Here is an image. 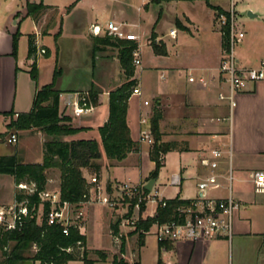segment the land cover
<instances>
[{"label": "crops", "instance_id": "crops-1", "mask_svg": "<svg viewBox=\"0 0 264 264\" xmlns=\"http://www.w3.org/2000/svg\"><path fill=\"white\" fill-rule=\"evenodd\" d=\"M147 1L131 3L132 6L129 2L117 1L108 8L102 7L99 11L106 19L105 22L86 20L85 24H82L81 35L92 44V67L98 68L97 79H92L90 86L84 88L77 85L68 86L67 90L54 87L61 91L60 110L65 93L69 97V94L73 95L79 91H93L96 103H92L89 112L74 116L68 106L72 124L82 129L72 135L63 136L62 139L99 141L98 128L108 118L109 93L126 80L118 58L119 48L113 44L116 38L106 34V22L115 21L121 24L124 30L138 35L135 41L138 44L140 64L134 66L133 79L139 86L141 94L130 95L126 112L130 137L136 142L137 148L122 160H115L108 159L100 145L99 159L103 163L100 164L101 171L97 179L103 191L112 200L120 203L119 208L114 207L118 213L114 222L120 218L119 231L125 234L123 250L120 251V245L114 243L111 235L110 222L113 215L101 214L97 209L93 212L88 206L83 208L88 225L80 227V232L86 237V248L90 252L94 250L105 252V259L91 253L96 259L95 264H112L113 256L123 257L129 264L135 261L140 264H157L158 260L160 264H264V192H255L250 178L253 172L264 171V78L249 84L245 90L237 93L236 105L230 109L227 101L218 98V93L225 90L226 86L222 83L218 71L223 47L215 10L204 0L185 1L191 7L187 13L176 15L165 30H159L156 24H149L147 37L142 40V17L139 13L142 9L150 11ZM173 1L181 0H171ZM28 2H41L46 8L34 18L27 15ZM234 2L236 11L238 3H244L249 8L248 11L257 14L252 18L247 16V20L242 22L239 17L237 19L239 28L245 33L244 39L236 47L238 63L244 68L264 67V0ZM165 3L166 1L159 4L160 8H163ZM209 3L225 11L230 5L229 0H209ZM76 11L77 5H73L68 8V15ZM58 15L57 6L50 0H19L16 8L2 18L0 157L15 155L22 163L42 162L44 142L47 139L41 138L40 132H31L29 129L15 130L11 125L19 113L29 112L32 108V104L15 108L13 94L17 81H14V78L23 77L25 73L30 74L34 60L36 74L40 60L50 57L51 49L45 40L53 34ZM25 21L31 22V29L24 32L26 56L21 59L19 55L17 57L12 54V40L13 35L24 26ZM92 25L101 27L98 35L91 33ZM173 29L175 36L169 34ZM29 35L34 37L36 46L44 48L46 52L43 55L37 54L34 60L28 56ZM103 38H109V42L112 43L105 44ZM152 40L164 44L166 53L155 54L151 46ZM109 49L114 51H108ZM109 52L115 55L111 57ZM96 60H100L101 63L95 67ZM37 90L38 88L34 90L32 100ZM144 101L148 103L145 104ZM154 111L160 115V142L169 144L171 149L163 154L162 166L157 175L152 177L151 172L155 163L149 157L151 145L140 140V132L150 125ZM141 119H146L147 124H142ZM11 133H17L16 146L2 149L1 147H6V143H9L6 139ZM213 149L222 152L216 170L220 173L218 177L220 186L209 190L208 194L216 198H224L231 194L239 202V208L233 215L230 240L218 237L209 240L158 243L152 233L143 234L139 240L138 234L132 233V229L121 226L123 218L129 214L128 204L119 196L122 183L130 182L145 186L149 180L154 179L150 191H157L161 197L194 200L199 196L197 182L211 173L206 161L214 158L211 153ZM28 155L36 158L29 161ZM229 167L232 174L230 189L226 177ZM82 171L87 181L95 177L87 168ZM172 175L179 177L178 184L170 183ZM3 182L11 185V198L9 201H0V207L11 205L16 193V182L12 175L0 173V184ZM47 185L48 181L45 187ZM81 206L80 204L77 208ZM155 212L153 205H150L143 211V217L147 218ZM98 219H104L106 223L109 243L91 246L89 234ZM73 261L82 264L80 260Z\"/></svg>", "mask_w": 264, "mask_h": 264}, {"label": "trees", "instance_id": "trees-1", "mask_svg": "<svg viewBox=\"0 0 264 264\" xmlns=\"http://www.w3.org/2000/svg\"><path fill=\"white\" fill-rule=\"evenodd\" d=\"M157 4L171 0H152ZM192 1V0H184ZM205 3L215 10L216 17L219 13L228 16L225 10L218 6H213L209 0ZM46 6L39 3H27V15L36 18ZM222 47H227L228 27H221ZM17 35H13L12 54L16 55ZM154 39V36L152 35ZM109 38H103L104 43L109 42ZM119 48L118 58L120 66L125 76V82L109 93L108 118L105 123L99 126L100 140L76 139L64 140L61 137L72 135L82 129L72 124L71 114H61L60 94L61 91L53 86V82L42 86L37 90L32 108L29 112L19 113L16 120L12 121V126L16 129H29L31 127H41L44 132L51 136L44 142V154L41 163H22L15 155H5L0 157V173L10 174L14 177L16 184L20 182L34 183L35 193L25 195L16 191L15 199H28L27 207L30 213L24 219L20 228L7 230L0 227V250L2 258L0 264H67L69 261L80 260L82 264H95L96 259L92 257L94 253L98 258L105 259V252L94 250L90 252L86 248V237L79 228L71 225L68 233L62 232V227L57 224H48L46 212L48 205L43 203L40 221L37 220V210L41 203L38 193L45 189L47 182V169L57 167L60 171L59 191L62 200L78 207L88 198L90 184L83 175V169L87 168L95 178L99 179L100 163L97 160L101 156L100 145L108 159L122 160L126 155L136 150L137 144L130 137L129 128L126 122V112L128 99L132 88L136 85L134 75V65L132 62V51L138 47L136 41L116 39L113 42ZM151 46L155 54H165L166 49L161 42L151 41ZM36 43L32 35L28 36V56L35 59ZM46 53V52H45ZM35 61V60H34ZM32 63L30 73L35 75V65ZM57 72H55V75ZM54 75V76H55ZM55 80V77L53 78ZM90 101L96 103V95L89 91ZM88 103V101H87ZM90 104V103H88ZM159 113L154 111L150 120V129L153 136V143L149 150V157L154 161L155 166L151 176L155 177L162 166V156L171 149L167 143L160 142ZM145 192H148L144 188ZM128 215L133 211L135 198L127 199ZM192 200H184L179 197L167 199L164 206H157L153 216L137 221L132 233H137L139 240L143 233L140 229L147 230L154 222L167 223L171 221H182L177 207L188 205ZM143 209V207L141 208ZM120 218L111 223V235L119 231ZM124 236L120 240V251L123 250ZM34 248L32 251L31 248ZM112 264H129L123 257L113 256ZM132 264H140L138 261ZM157 264H160L158 260Z\"/></svg>", "mask_w": 264, "mask_h": 264}, {"label": "built area", "instance_id": "built-area-1", "mask_svg": "<svg viewBox=\"0 0 264 264\" xmlns=\"http://www.w3.org/2000/svg\"><path fill=\"white\" fill-rule=\"evenodd\" d=\"M229 4V8L226 10L228 16L219 13L216 17L220 31L222 26L226 25L228 27L227 47L222 50L218 66L219 76L222 83L226 86V89L218 93V98L227 101L230 109H232L236 105L235 96L237 93L245 90L249 84H254L264 78V67L244 68L239 65L236 56V47L244 39L245 33L237 24L234 0H229ZM100 31L101 27L99 25L91 26L92 34L98 35ZM105 31L107 35L116 39L135 41L138 38V35L124 30L121 24L111 20L106 22ZM169 34L175 36V30H170ZM44 52V48L37 46L35 56L37 54L42 55ZM132 55L133 65H139L138 48L132 51ZM132 94H141V90L137 84L132 88L131 95ZM76 95L77 92L71 97H67L66 95L63 104L70 107L71 113L74 116H80L83 113L89 112L92 109V105L87 104L85 98H78ZM144 103L147 104L148 102L144 101ZM140 122L142 124H147L146 119H141ZM6 140L9 143H15L17 141L16 134L11 133ZM140 140L150 145L153 143L150 125L141 130ZM211 153L214 158L206 161L211 169V173L197 182V188L200 193L199 196L192 200L190 204L177 207L178 214L182 217V221H171L167 223L154 222L147 230L140 229L143 234L152 233L158 243L178 240H209L218 237H223L227 240L231 239L233 215L239 208V202L231 194L224 198L209 196V190L216 189L220 186L218 181L220 173L216 170L219 167L218 160L222 156V152L219 149H213ZM226 177L229 181L228 188L230 189V181L232 179L230 167L226 173ZM250 178L253 183L254 191L258 193L264 192V171L253 172ZM88 183L90 184L88 198L81 204L93 201L110 208H114L120 204L112 200L110 196L103 191L100 181L95 177H91ZM170 183L178 184L179 177L177 175H172ZM16 188L18 192H22L25 195H31L36 191L34 183L20 182L16 184ZM144 188L142 184H132L130 182L122 183L119 193L120 198H135V202L133 205V213L123 218L121 226L133 230L138 220H144L146 218L143 217V211L146 210L148 206L153 205L156 210L157 206H164L166 204L167 199L161 197L157 191L145 192ZM38 196L41 203L37 213L42 212L43 203H46L48 205V210L46 212V221L48 224L60 225L64 234L68 233V228L71 225L77 226L80 230L81 226L70 221L68 209L71 204L68 201L62 200L59 189H43L38 193ZM27 203L28 199L25 197L20 200L15 199L9 206L0 207V227L7 230L20 228L24 219L30 213ZM126 204L128 203L126 202ZM142 207L143 209H141ZM79 215H82V212H80ZM153 215L154 214L151 216ZM124 235V232L118 231L117 234L112 235V238L116 244H120L121 237Z\"/></svg>", "mask_w": 264, "mask_h": 264}, {"label": "rangeland", "instance_id": "rangeland-1", "mask_svg": "<svg viewBox=\"0 0 264 264\" xmlns=\"http://www.w3.org/2000/svg\"><path fill=\"white\" fill-rule=\"evenodd\" d=\"M19 0H0V30H1V21L2 18L6 16L7 13L14 10ZM54 2L59 10L58 20L54 24L52 30V35L48 37L45 41L49 45L51 49V55L48 58L40 60L38 63V67L36 70V74L34 76L31 73H25L18 79L14 78V81H17L16 87H14L13 97L15 99V108H20L23 105H31L33 100V92L36 88L40 89L42 86L52 83L56 88H61L62 90H67L68 86H78L80 88L88 87L91 84V80L97 79L96 74L98 73V68L96 67L101 61H95V67L93 68V54L91 52V42H89L86 38L81 35L83 26L86 20L105 22L106 19L103 18L102 15L99 14V11L102 7L108 8V6L114 4V2H129V5L139 4L141 0H50ZM236 1V0H235ZM150 5V11L146 12L145 9L139 13L142 17V28L141 31L143 35L141 36L142 40H145L147 37V28L148 25L156 24L159 30H165L168 25H170L176 15H181L183 12L187 13L188 10L191 9L188 2L185 1H166L163 8H160V5L153 2L152 0H148ZM132 3V4H131ZM77 5L76 13L68 15V8ZM236 11V18L242 22L243 20H247V12L249 10L248 7L245 6L244 3H238ZM133 13V11H132ZM136 14V13H134ZM61 16V19H60ZM4 19V18H3ZM104 19V20H103ZM149 25V26H150ZM240 26L241 23H240ZM244 27V25H243ZM246 27V25H245ZM244 27V28H245ZM31 29V22L25 21L24 26L20 30H18L17 35V51L16 55L22 59L26 56V34L24 32ZM80 34V35H79ZM114 51V50H108ZM110 53V56L113 57L115 54ZM44 54V53H43ZM42 54V55H43ZM15 55V56H16ZM117 65H115V69ZM55 72L57 74L55 75ZM115 72V71H114ZM55 75V76H54ZM115 75V74H114ZM114 75L113 78H114ZM123 77V74H121ZM55 77V80L53 78ZM13 81V82H14ZM57 81V82H56ZM88 91V90H86ZM66 94L63 97H66ZM89 91H79L77 92L78 98H85L88 103L92 105L90 101ZM87 103V104H88ZM26 106V107H27ZM70 108V107H69ZM26 109V108H25ZM71 111V109H70ZM61 114H68V106L62 104ZM15 130H23L16 129ZM29 130L31 132H40L39 136L44 139H49L51 136L47 135L41 127H31ZM5 132V130H2ZM16 132V131H15ZM17 134V133H16ZM152 134V133H151ZM153 137V136H152ZM63 138V136L61 137ZM8 146V147H7ZM16 144L6 143V147H15ZM36 156L32 157L30 155L27 156L29 161H33ZM100 164L103 163L100 159L97 161ZM101 171V168H100ZM100 173V172H99ZM48 185L45 187V190H57L59 189L60 183V171L57 167H51L46 171ZM95 175V174H93ZM17 191V188H15ZM11 198V185L7 182H3L0 184V201H9ZM80 208L75 207L74 205H70L68 209V214L71 222H75L78 226H84L86 224L85 221V212L83 210L84 207L88 206L91 208L93 212H96V209L101 214H112L113 218L111 219V223L114 222L117 211L115 208H119L120 204L115 208H110L105 205L98 204L97 202H85L81 204ZM97 206V207H96ZM101 206V207H99ZM82 212V215L79 213ZM41 213H37V220L40 221ZM108 216V215H107ZM104 219H98L97 223L92 226V230L89 234V244L91 246L94 245H106L109 243V236L106 231ZM88 224H86L87 226ZM91 229V225L89 226ZM114 241V240H113ZM115 243V242H114ZM118 245V244H117ZM119 246V245H118ZM33 251L34 248L32 247ZM2 258V252L0 250V259ZM36 264H38L36 262ZM67 264H80L78 261H70Z\"/></svg>", "mask_w": 264, "mask_h": 264}, {"label": "water", "instance_id": "water-1", "mask_svg": "<svg viewBox=\"0 0 264 264\" xmlns=\"http://www.w3.org/2000/svg\"><path fill=\"white\" fill-rule=\"evenodd\" d=\"M256 15H257L256 13H253V12H251V11H248V12H247V16L250 17V18L255 17ZM71 96H72V95L69 94V97H71ZM153 183H154V179H151V180H149V181L145 184L144 187H145L148 191H150L151 188H152ZM199 194H200V193H199Z\"/></svg>", "mask_w": 264, "mask_h": 264}]
</instances>
